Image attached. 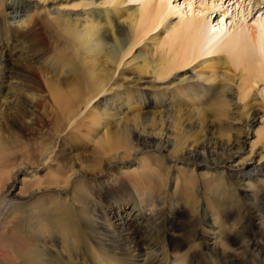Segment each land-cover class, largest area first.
<instances>
[{
  "label": "bare ground",
  "instance_id": "1",
  "mask_svg": "<svg viewBox=\"0 0 264 264\" xmlns=\"http://www.w3.org/2000/svg\"><path fill=\"white\" fill-rule=\"evenodd\" d=\"M41 1L0 0V26L5 28L0 34V160L9 158L19 145L23 147L25 142L35 136L41 137L42 146H45L40 152L37 166H31L30 157L24 153L20 168L9 172V177L12 175L9 178L11 183L0 187V238L7 237V233L17 228L18 224L30 222L31 226L26 230L28 249L24 244H19L20 255L26 257L30 264H171L174 259L171 254L175 255V259L185 256L181 264H200L198 258H209L210 264H264V185L254 184L255 188L243 185L245 181L250 183L257 178L264 180V168L258 167L257 170L248 172V161L242 158L241 169L233 166L237 156H242L238 153L245 152L243 150L250 137V133L244 131V128L250 130L255 121L246 120L245 126L238 128L240 137H234L232 142H219L210 129L202 131L198 139L182 141L194 128L193 124H183L181 117L185 109L182 108H186V114L190 110L196 112V105H188L192 100L201 105L206 99L208 103L218 102L223 105L227 101L225 97L230 95V89L227 91L225 85L218 84L209 88L200 84L184 86L175 95V111L168 109L164 96L156 90L161 87L157 86L158 79H168L177 69L186 68L197 61L201 56L203 43L211 41L210 36L204 38L207 22L200 15L202 10L196 16L193 13L194 16L191 15L188 20L183 18L173 26L168 43L165 42L167 49L163 56L167 54L166 58L150 61L151 65L157 62L149 71L151 80L148 79L149 86L154 91H144L142 86H138L137 82L144 80L142 75L133 78V82H125L122 78L112 79L114 67H110L109 75H106V70H102L105 74L103 73V78L100 77L101 80L91 81L96 89L92 100L103 93L111 82L124 86L120 93L124 95L123 101L126 102V108H122L124 110L117 109V103L102 100L99 112L94 113L97 114L93 118L96 126L91 127V138L100 136L99 144L113 148L119 153L117 156H120L105 161L84 151L87 137L78 130L82 122L79 123L82 118L78 119V114L68 116L65 122L67 124L57 125L53 133L51 129L52 135L48 134L47 140L42 135L44 132L38 129L43 124V119L36 112V82L31 67L26 64L37 60L42 43L35 35L37 27L34 24L32 26L33 17L29 13H19L25 12L30 6L33 10L45 7L48 0H43L44 3ZM146 1L142 8H136L128 16V20H124V25L117 19L122 12V5L119 6L121 2L119 1V5L113 4L112 0H102L98 6L81 12L82 20H73L72 14H62L58 8L55 21L62 25L68 35H74L87 44L92 43L98 49L97 53L100 56L104 54L111 61V66H114L117 52L122 50L120 42L123 46L130 44L131 51L136 30L140 38H144L154 30H159L167 19L165 17H168L165 16L168 11L163 0ZM94 2L96 1L92 0L87 5L92 6ZM209 10L211 8L208 7L207 11ZM114 16V20L109 19ZM80 21H83V25H79ZM257 23L258 21L254 24ZM250 29L249 35L238 31L232 39L206 53L227 51L233 63L244 69L245 73L241 76L248 77L245 84L247 86L240 83L241 88H247L245 90H250L248 88L253 87L264 74V43L261 37L264 27H259L257 31H254V26ZM108 41L113 43L111 48L108 47ZM145 52L149 59L153 51L148 45ZM219 61L225 65V70L229 68L227 58L217 59V65ZM147 69L148 66L146 72ZM173 77L176 79V76ZM75 80L76 76H73V81ZM210 80L214 82L212 77ZM50 89L62 104L77 96L76 90L72 93L63 92L49 83L48 90ZM90 101L91 99L87 100L80 111H86ZM152 106L154 108L148 111ZM161 108L167 109L156 112ZM73 112L77 113V109ZM129 115L132 118L126 119ZM256 116L252 114L250 119ZM71 124L73 125L70 126ZM68 127H71L70 131L67 130ZM101 127L103 130H100ZM183 129L188 130L184 132ZM74 134L78 140L84 139L85 144L81 150L75 146ZM146 152L156 155L153 164L150 166L142 163L137 167L138 156ZM173 154L176 156L172 157ZM253 154L252 150L250 155ZM46 157L48 164L56 163L52 176L43 180L44 182L21 183L17 199L8 200L7 194H12L11 191L18 188V176L27 173L31 180L34 179L36 174L44 171L41 159ZM128 157L132 158L125 160ZM134 159L137 162L130 165L129 162ZM179 166L189 168L187 172H183V175H187L183 184L199 195L200 180L206 177L220 182L217 190L221 186L224 188L221 195L210 200L211 204L201 201L202 197L200 199L198 196L192 207L188 208V218L184 222L177 221L178 204L188 200L183 198L184 195L173 198L175 194L171 186L174 179L180 180L179 177H173ZM132 172L150 175L149 181L152 180L157 186L159 197L152 199L148 195L144 199L142 193L145 186L139 192L133 186V181L142 175ZM141 182L143 184L146 181L142 179ZM207 184L209 188H213L209 182ZM51 211L54 212V217L48 220L44 214ZM236 217L239 219L237 229L233 232L229 220H236ZM255 218L259 219V225L257 220L254 221ZM152 231L156 232L150 233ZM154 235L159 240L153 238ZM260 239L263 241L260 242ZM87 240L91 242L90 245L86 244ZM231 240L239 249L237 253L228 249ZM211 241H214L213 245ZM91 252V256L87 255ZM7 254L3 260L0 259V264H21L22 258L20 261L16 258L14 262Z\"/></svg>",
  "mask_w": 264,
  "mask_h": 264
},
{
  "label": "rangeland",
  "instance_id": "2",
  "mask_svg": "<svg viewBox=\"0 0 264 264\" xmlns=\"http://www.w3.org/2000/svg\"><path fill=\"white\" fill-rule=\"evenodd\" d=\"M91 1L48 0L45 3V7L43 6L33 10L30 6L25 12L21 11L19 13V15L23 13H29V16L33 17L32 26L34 24L37 27L35 35L40 39L42 43V48H40L41 50L39 53V57H37V60L34 62L31 61L33 62L32 64L30 62L26 65L31 67V72L36 82V112L41 117V119H43V124H41L38 129H41V131L44 132L42 133V135L43 137L46 136V138H44L45 140L48 139L47 137H49V135H52L51 132L53 133V130L57 125L67 124L65 122L67 121L68 116L72 117L75 114H78V119H80V117L82 118L79 121V123L81 121L82 122L80 124L81 127H79L78 130L81 131V133L84 134L85 137H87V144L85 145L86 149H84V151H87L90 156L96 157L99 160H107L114 157L119 158L120 156H117L119 155V153L116 152V150L111 147L99 144L101 140L100 136L91 138L90 133L91 127L96 126V122L93 121V118L97 117V114L94 113L99 112L102 100H108L110 103L114 104L117 103V109H122L124 107L126 108V102L123 101L124 95L120 94L124 89V86L121 87V84L111 82L110 85H108L103 90V93H100L94 100H92V97L96 95V89L91 85V81L93 79L97 81L101 80V78H103L104 76V71L106 70V75H109L111 72L110 67H114L115 73L112 79L116 80L118 78H122L123 81L130 82L137 75H142L144 77V80H142L141 82H137L138 86H142V90L144 91H154V89L149 86L148 79L151 80L149 71L152 70V67L155 66L157 62L151 65L150 61L155 58L160 59V61L166 58L168 56L167 54L163 56V52L167 49L165 42L168 43V39L173 32V30H171L173 26L175 27V24H177L183 18L184 20H186L187 18H191V15H193V13L196 16L198 12L202 10L200 15L205 17L207 22L204 30V38L207 39L211 37V41L203 43V46L201 48V56L197 61H194L186 68L184 67L177 69L168 79H158L159 81H157V86L161 87L157 88L156 90L164 96V101L166 102L168 109L170 111H175V107L177 106L175 95L180 93L183 90L184 86L193 87L200 84L209 88L213 84L225 85L227 91L230 89V91H228V95H230L228 97H225L227 100L225 103L226 105H222L218 102L208 103L207 99L201 105L200 103H198V101L192 100L188 102V105L190 107L196 105L198 110L196 111L197 113L190 110L191 113H187L189 114V116L186 114V108H182L183 110L185 109V114L183 113V116L181 117L183 124H193L194 127L193 130L188 133V135L184 136V139L182 141L198 139L201 136L202 131H209L210 129V132L214 134L219 142L226 143L229 140L232 142L234 137H240L238 128L241 126H245L244 122L246 120H250L251 122L255 121L253 127L250 130L249 128H244V131L250 133V137L245 144V149L243 150L245 152L238 153L242 156H237L236 163H234L233 166L236 169H241L243 162L240 161L242 158L248 161V172H253L257 170L258 167L264 168V150H261L262 148H264V74L256 84H253V87L248 88L250 90H245L247 89H244V87L247 86L245 84H247L246 80H248V77L241 76L242 73H245L244 69L242 68V66H238L233 63L227 51H223L222 53L216 52L213 54H206L207 50L214 48L217 45L219 46L221 45V43L224 44L229 39H232L238 31H242L244 34L249 35L251 33L250 27L252 26H254L255 28L254 31H257L259 27L262 29L264 27V0H163L162 2H164V6L169 13L168 14L165 12V16L168 15V17H165V19L167 18L166 21H163V24L161 27H159V30H154L144 38H140L136 30V33L132 38L133 49L131 51H129L130 44H126L125 46H123L120 42V46H122V50L120 51L122 53L120 51L117 52L118 56L114 66H111V61H108L105 58L104 54L100 56L97 53L98 49L92 43L87 44L84 41L77 39L74 35H68L67 32L62 29V25L57 20L55 21L57 16L55 13H57L56 9L58 8V10L62 12V14H72L71 17H73V20L77 18V20H82L81 12L86 10L88 11L89 9H92L93 7H96L102 3V0H95L96 2H94L92 6H88L87 4L91 3ZM104 1L111 2V0H103V2ZM145 1L146 0H112L113 4L117 3L119 5L120 3L119 6L122 5V8L120 7V9L122 10L121 15L117 17V19L121 20L120 24L124 25V20H128V16H130V14L134 12L136 8H142L143 5L147 2ZM41 2L44 3L43 0ZM208 7L209 9L211 8L209 12L207 11ZM47 12H49L50 14L47 15ZM115 18L116 16L109 19L114 20ZM257 21L258 23L254 24ZM1 23L2 21H0V24ZM82 23L83 21H80L79 25H83ZM4 30L5 28L0 26V34ZM261 37L264 43V34H262ZM112 44V41H108L109 48L112 47ZM147 45L149 46L151 52L153 51L149 59L147 57V53L145 52ZM127 51H129V53ZM262 51L263 48L261 52ZM19 54L20 53H18L17 55L19 56ZM258 56L260 57V52ZM14 58L13 61H16V58ZM222 58H227L229 61V68L226 70L224 69L225 65L222 64V61H219L218 65L216 64L217 59ZM147 63L148 65H146ZM146 66H148L147 72ZM214 70H217V72H215ZM73 76H76L75 81H73ZM173 76H176V79ZM210 77H212L214 82H212L211 80L209 81ZM47 82H49L51 86L62 89L63 92L72 93L74 90H76L77 96L74 99H70V101L67 103H59L55 98L54 92H52L51 89L48 90L49 83ZM240 83L244 86L243 88H241L242 85H240ZM244 91L249 95H246L247 93H244ZM89 99H91V101L88 104L86 111H84L85 109H83V111H80V109L84 104L86 105V101ZM72 108L75 111L77 109V113H74V110H72ZM151 108L154 107H149L147 110L149 111L151 110ZM166 109L167 108L157 109L156 112H160L161 110L165 111ZM252 114H256V118L250 119ZM130 118H132L131 115H129L126 119ZM72 125L73 124H71L70 126ZM70 128L71 127H68L67 130L70 131ZM100 130H103V127H101ZM187 130L183 129L184 132H186ZM77 138L78 137L75 135V146L80 147L81 150V148H83L85 144L83 141L84 139L81 141ZM172 139L175 140L174 135H172ZM28 141L25 142V145L23 147L19 145L14 153L11 152L9 158L0 160V187L6 183H11V181H9V178H11L12 175L9 177V172L14 171L12 169L17 170L18 168H20V160L22 159L24 153H26L30 157L31 162L29 164L31 166H37L36 164L39 163V158L41 155L40 152H42L43 148L45 147L42 146L43 141L39 136L32 137V139H29ZM252 150L254 151V154L250 155ZM153 155L154 154L152 152H146L144 154H140L139 156L137 155V167L142 163L151 166L153 164L154 158H156V155H154L155 157ZM175 156L176 155L173 154L172 157ZM131 158L132 157H128L125 158V160L129 161V159ZM47 160V157L41 159L42 167L45 169L41 173L39 172L38 174H36L37 178L35 177L31 180V176H28L29 174L27 173H25L23 176H21V174L18 176L16 181V185L18 186V188L13 189V192L11 191L12 194L14 193L13 195L7 194L8 200H10V198L17 199L16 196L18 193L20 194L19 190L22 187L21 183L28 182L29 184H31L32 181H45L47 178L52 176V169L56 163L52 162L51 164H48L49 162ZM136 162L137 159H134L131 160L129 164L134 165ZM13 164L16 165L14 166ZM229 167L230 166H228V168ZM136 168L134 167V169ZM187 170H189V168L179 166L178 172L173 174V177H179L181 181L179 179L178 181L174 179V181L171 183L173 193L175 194L173 198L176 197V195L179 197H183L184 195L183 198L188 200L187 202L184 201L183 204L182 201L180 202V204H178L179 217L177 218V221L181 222L187 220L189 211L188 208L192 207L198 196H200V199L202 197L201 201L206 202V204H211L210 200L214 196L221 195V192H223L224 190L222 186L220 187V189H218L219 191L216 189L220 186V182H217V180L215 181V178L206 177L200 180L201 187H198H200L201 191L200 195L199 193L197 194L195 191L190 190L189 187H186V185L183 184L185 183L187 178V175H183V172H187ZM132 174H137L139 176L142 175L138 178L139 181L138 179H135L133 181V186L134 189L138 192L140 191V188L145 186L146 189L142 193L143 198L145 197L144 199H146L148 195H150L152 199L159 197L157 195V186H155L152 180L149 181L151 179L150 175L142 173L138 174V172H132ZM181 174L182 176H180ZM142 179H144L147 184L146 182H143V185L141 182ZM259 180L260 179L257 178L255 181L252 180L250 183L249 181H245L243 185H249L252 188H255L254 184H257V186H263L264 180ZM148 182H153V184ZM207 182L211 184V186L213 187L212 189L209 188ZM138 183L141 186H139ZM15 203L17 204L18 202ZM243 213L248 216L247 212L243 211ZM44 215H46L48 220H51L54 217V212L51 211L48 212V214L45 213ZM241 216H243V214ZM238 219L239 218L236 217V220H229L232 225L231 228L234 229L233 232L237 229ZM256 220L257 225H259V219L255 218L254 221ZM257 225L255 226L256 228ZM30 226V222L20 223L18 224L17 228H13L10 233H7V237L0 238V254L3 255L0 256V259L3 260V258L5 257L4 255L9 253L7 255H9L14 262H16L17 259V261L23 259L21 264H30L28 261H26V257L20 255L21 246H19V244H24V246L28 249L29 239L26 230ZM153 232L156 231H152L150 233ZM67 233L71 232L67 231ZM10 238L12 239L10 240ZM153 238L159 240V237L157 238L156 235H154ZM262 241L263 239H260V242ZM213 242L214 241H211V245L214 244ZM86 244L90 245L91 242L87 240ZM228 246L230 252L237 253L239 251V249L233 244L232 240ZM153 250H155V247L153 248ZM87 255L91 256L92 252L88 253ZM174 256L175 255L171 254V257L174 258L173 260H171V264H181V261L184 262L185 260V256H180L181 258L179 259H175ZM151 259L152 256L150 257V260ZM198 262L200 264H210L211 260L209 258H198Z\"/></svg>",
  "mask_w": 264,
  "mask_h": 264
}]
</instances>
